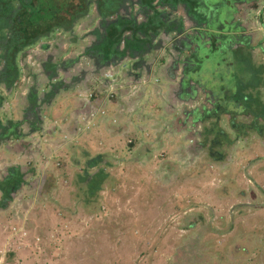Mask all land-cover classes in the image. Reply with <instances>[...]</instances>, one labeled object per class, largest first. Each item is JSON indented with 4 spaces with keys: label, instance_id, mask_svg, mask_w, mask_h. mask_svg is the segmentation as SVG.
I'll return each mask as SVG.
<instances>
[{
    "label": "rangeland",
    "instance_id": "374dc122",
    "mask_svg": "<svg viewBox=\"0 0 264 264\" xmlns=\"http://www.w3.org/2000/svg\"><path fill=\"white\" fill-rule=\"evenodd\" d=\"M247 6L241 21L260 26ZM87 28L28 47L16 83L0 85V120H19L32 83L46 86L36 71L48 51L87 72L43 103L38 129L22 123L23 135L0 141V178L17 165L26 179L0 206V264H264V135L213 161L200 144L204 122L184 114L201 93L179 98L166 49L138 72L132 57L92 71L81 54ZM255 35L264 61L263 23Z\"/></svg>",
    "mask_w": 264,
    "mask_h": 264
},
{
    "label": "flooded vegetation",
    "instance_id": "af4514ba",
    "mask_svg": "<svg viewBox=\"0 0 264 264\" xmlns=\"http://www.w3.org/2000/svg\"><path fill=\"white\" fill-rule=\"evenodd\" d=\"M25 1L29 2L31 0H0V73H2V76H0V85H2L4 89L6 88V91H8L13 84H7V82H5L4 80L5 61L2 59H4L3 57L7 52V48L5 49L4 46L9 38L19 36L17 35V32L21 28V25L18 24V21H16V19L19 20L22 2ZM33 1L35 4V0ZM194 1L195 0H80L79 14L72 20L68 28H65L64 25L60 24L58 27L48 32L46 35H35L24 45L23 41L18 40V42L16 43L15 39H12L16 43L14 44L15 47L10 49L12 53H16L17 48L20 49L21 46L23 47V49L18 52V56H16L15 58L19 72L13 82L16 83L18 76L20 75L21 66L19 65V61L17 60L21 54V57L25 56V53H22L25 49H27L28 47L30 48L37 43H39L41 48H46L47 46H49L50 38L51 36H53L52 34H54L56 30L61 32V34L56 33L54 35L58 40H62L65 38L69 39V36L71 35L70 32L73 31L72 29L74 28V26L77 23H80L81 27H88L84 35L88 38V40L84 41L81 44V54L85 55L88 61L87 63L91 64L90 66L92 68V71H95L100 66L113 64V62H116L121 58H134L139 56L144 57V52L149 50L150 47H163V49H165L164 45H169L167 47L168 49H166V53L170 57L167 68L169 75H171V77L176 80V88H178L176 91L177 94L181 95L182 93L191 91L195 88L200 89L199 82L193 76V72L199 69V65L196 62V54L198 53V50H200V45H203L205 43L210 44L211 42L209 40L212 39L211 41H214L215 45L220 46L221 48L224 38L223 35L226 31L225 29H222V26L235 24L237 26L245 27V25L241 21V18L239 17V14L242 13L244 8L241 7L242 4L244 6L248 5L249 3V6L256 8L258 3H260V0L238 1L237 3L240 4L238 5V11L235 13V15L232 18L223 16L224 20H219V24L215 26L219 28V31L222 30L223 32L218 31L213 35H210L208 34V32H204L202 30L204 36L201 37L204 42L202 41V43L198 44V47H195V44H193L192 48H190L189 50L187 49L184 51H179L178 48L188 46L190 44L189 42H192V39L197 36L199 30H196V28H200V25H203L205 24V22H207V17H203V15L201 16V13L197 14V11L193 10ZM252 2H255V4H252ZM211 16L212 15H210L209 17ZM230 20H232V23L227 24V22ZM151 21L153 22V24H151ZM121 23L122 26L125 25L126 28L123 29L122 34L119 36L118 40L112 41V34H114L115 28ZM151 25L153 28L157 27L153 30L156 31V39L158 40H156V43L153 45L148 44L149 40L145 39V36L147 35L145 30H149ZM182 25L191 26L182 31L181 28L184 29ZM171 26L175 27V32L177 33L176 38H179V40L175 43V49L172 48L171 39H169L172 34V32L170 31ZM184 31H187L189 33L184 34ZM245 32L249 35V41L252 43V46L249 47L250 55L255 61L264 63V61H258L256 58L255 50L259 48L257 37L253 35V32L248 31L247 28H245ZM79 37L80 35H78V38ZM43 38H47V40ZM81 40H83V38ZM253 40H255L254 43ZM237 44L239 43L235 41V44L233 43V46L235 47V45ZM105 50L107 51L106 53ZM190 51L191 54L189 55L188 53ZM58 54H51V52L48 51L44 58H39L40 60H37L40 72H36L38 73V75H41L43 73L42 75L44 76V78L40 80H46V86L44 89L38 92L36 90V86H38L37 81L36 83H32V85L29 87L30 89L28 91V95L25 96L24 102L20 105L22 118L19 120H11L15 122V124H10L9 119L4 122L0 120V141L7 138L8 136H12L13 133H16V138L23 135L25 131H22L20 127L22 123H25L26 125L31 127H37L36 125L40 122L41 119V108L45 103H48V100H50V98L54 96V93L67 86H72L75 81H77L79 78H82L84 73H87L84 68H81L79 66L73 68V72H71L72 68H67V66L73 67L76 64L77 59L64 58L61 60H57ZM193 57H195V59ZM79 59L80 57L78 58V60ZM218 61H221L220 63L222 66L224 60L222 61V58H219ZM146 64H148L147 61L143 62L140 67L145 66ZM173 70H176V72H174V75L170 74V71ZM217 70H215V74H217L216 76L219 78H224L223 75L226 74L227 71L223 68V66L222 69ZM216 71L218 73H216ZM220 71H222V74H219ZM138 77L139 74L132 72L133 79H137ZM222 83V90H224L225 92L229 88V86H225L226 79ZM208 89L210 88H205V90ZM0 92L3 95V92ZM4 99L5 98L3 95V100L0 102V107L3 106ZM222 116L223 119H225V121L228 123L229 127L231 119L230 113L225 112L224 114H222ZM245 117L246 116L244 114H239L236 115L235 120L245 121ZM6 126L9 127L10 133L2 135V129ZM230 131H232V129ZM252 133L257 135V133L255 132ZM246 137L247 136L238 137L236 138L235 142ZM20 171L22 172L23 179L20 180V184L16 188L10 191V195L26 181L24 171L21 170V168ZM8 173L9 169L7 168L6 173H4L3 177Z\"/></svg>",
    "mask_w": 264,
    "mask_h": 264
},
{
    "label": "trees",
    "instance_id": "16d2710c",
    "mask_svg": "<svg viewBox=\"0 0 264 264\" xmlns=\"http://www.w3.org/2000/svg\"><path fill=\"white\" fill-rule=\"evenodd\" d=\"M238 1L240 0H195L193 10L197 6L204 5L207 11L213 10V13H216L222 10L225 14L227 13L223 16L232 18L228 13H230V10H234L232 3ZM35 2V4L33 0L22 2L20 18L19 20L16 19L18 24L21 25L17 32L19 36L9 38V42L5 43L4 48H7V52L2 60L5 61L4 80L7 84H12L19 72L15 58L23 47L17 48L16 53H12L10 50L15 47L14 44L18 40L23 41L24 45L35 35H46L60 24L68 28L72 20L79 14L80 0H35ZM252 4H255V2H252ZM197 14L199 13L197 12ZM223 16L220 20H224ZM231 21H228L227 24L232 23ZM219 22L218 18H214L215 26ZM124 28L126 26H122V23L115 28L112 41L119 39ZM228 28H232L231 30L237 34L236 36L224 34L221 48L215 45L214 41H211L212 39L209 40L210 44L200 45V50L196 54L199 69L193 72V76L197 81H204L203 84H206V87L212 90V106L199 114L200 122H204L200 144L213 161L219 162L225 160L227 148L235 142L236 138L249 136L252 132L260 136L264 135V92L262 90L264 86V63L255 61L250 55L249 47L252 46V43L249 41V35L245 32V27L235 24L222 26V29L227 30ZM12 39H15L16 43ZM235 41L239 44L234 47L233 43L235 44ZM193 58L195 59V57ZM219 58H222V61L224 60L222 66L227 71L223 75L224 78H219L215 74V70L222 69L221 61H218ZM217 71L216 73H218ZM219 74H222V71ZM0 76H2V73H0ZM225 79V86H229V88L227 87L228 89L225 92L220 93L217 88L219 81L223 82ZM2 100L3 95L0 92V102ZM225 112L230 113L229 127L232 131L225 128L221 123V120H223L222 114ZM239 114L246 116L245 121L235 120L236 115ZM9 123L15 124L11 120H9ZM1 133L2 135L9 134V127H4ZM12 135L14 136L16 133ZM8 169L9 173L0 178L1 207L6 206L11 198L10 191L16 188L20 184V180L23 179L22 172L17 165H11ZM104 175L105 173L101 174L102 177ZM89 185L90 192L96 189L94 184Z\"/></svg>",
    "mask_w": 264,
    "mask_h": 264
},
{
    "label": "water",
    "instance_id": "95a60500",
    "mask_svg": "<svg viewBox=\"0 0 264 264\" xmlns=\"http://www.w3.org/2000/svg\"><path fill=\"white\" fill-rule=\"evenodd\" d=\"M233 4V8L234 10H230V13H228L229 15H231L232 17L235 15V12L238 11V5L240 3H232ZM194 10H196L198 13H201V16L203 15V17H207V22H205V24L203 25H200V28H196V30H199L198 33H197V36H195V38L192 39V42L190 41L189 45L188 46H183L181 48H178L179 51H184V50H189L190 48H192V45L195 44V47L199 46L198 44L202 43L203 39L202 37L204 36V33L202 32V30L205 32H208V34L210 35H213L214 33L218 32L219 31V28L215 27L214 25V18H218L219 20L222 18L223 15H227V13L225 14V12H223L222 10H220V12H216V13H213V10H210V11H207L206 9V6H197V8H195ZM229 10V8H228ZM235 11V12H234ZM211 14H216V15H213L211 17H209ZM218 14V15H217ZM217 16V17H216ZM213 17V20L211 21ZM151 24H153V22L151 21ZM191 26V25H190ZM190 26H183L182 27L184 29L181 28V30H186V28L190 27ZM194 26V25H192ZM196 27V26H195ZM199 27V26H197ZM154 28H157V27H154ZM151 25V27L149 28V30H145L146 32V36H145V39L149 40L148 41V44H155L156 43V31H154V29ZM232 29V28H231ZM230 28H228L224 34H229L230 36H236L237 33H235L234 31H232ZM157 30V29H156ZM170 31L172 32L171 36L169 39H171V44H172V48L175 49V43L179 40V38H176V32H175V27L174 26H171L170 28ZM175 32V33H174ZM196 32V31H195ZM194 32V33H195ZM219 32H223L222 30H220ZM153 33V34H152ZM189 32L187 31H184V34H187ZM194 35V34H193ZM202 36V37H201ZM204 42V41H203ZM169 45H164L165 49H168ZM207 46V45H206ZM205 46V47H206ZM157 48L155 47H150L149 50L145 51L144 52V57H134V58H131L133 61H131L129 63V66L127 67L129 70H133V69H136L137 72L141 70V65L143 64V62L147 61L146 59V56H148V54L151 53V51H154L156 50ZM177 50V49H176ZM189 55L191 54V51L188 53ZM122 59V58H121ZM159 61V60H158ZM160 62V61H159ZM152 64V63H151ZM151 64L148 65L149 67L146 68V71H151ZM127 70V69H126ZM151 73V72H150ZM201 81V80H200ZM198 81L199 82V88L201 89H193L191 91H186L185 93H182L179 98H181V100L183 101H188L190 100L191 98L193 99H196L197 97H199V93H201V99H200V102L197 103L196 105L192 106V107H189L187 109L184 110V114L187 115V117L190 118V120L195 123V122H199V114L203 113L205 109L207 108H210L213 104V97H212V90L208 89V90H205L206 88V84H203L204 81ZM14 84V82L12 83ZM9 119V118H8ZM9 120H12L11 118ZM32 130H35V129H38V127H34V128H31ZM10 137H14L16 138L17 136L16 135H12V136H8L7 138L5 139H9Z\"/></svg>",
    "mask_w": 264,
    "mask_h": 264
},
{
    "label": "crops",
    "instance_id": "0c3cea01",
    "mask_svg": "<svg viewBox=\"0 0 264 264\" xmlns=\"http://www.w3.org/2000/svg\"><path fill=\"white\" fill-rule=\"evenodd\" d=\"M245 6H247V5H245ZM247 7H249V6H247ZM253 9H255L256 14L259 15V20L262 21L260 23V26H258V27H255V26L250 27L251 25L247 24L246 22L242 21V23L245 25V28H247L246 26H248V28H250L251 32H253V35H255V31H257V28L261 29L262 28V23L264 25V3H261V4L258 3L257 7L256 8L253 7ZM255 37H256V35H255ZM254 42H255V40H253V43Z\"/></svg>",
    "mask_w": 264,
    "mask_h": 264
}]
</instances>
